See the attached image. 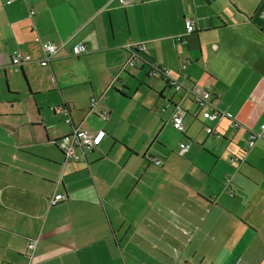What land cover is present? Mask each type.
I'll list each match as a JSON object with an SVG mask.
<instances>
[{"label": "crops", "instance_id": "crops-1", "mask_svg": "<svg viewBox=\"0 0 264 264\" xmlns=\"http://www.w3.org/2000/svg\"><path fill=\"white\" fill-rule=\"evenodd\" d=\"M8 1L0 264H264V0ZM48 40L59 48L42 65ZM77 44L90 51L73 56ZM16 50L25 59L13 66ZM149 62L182 88L149 76ZM197 88L211 101L197 102ZM214 109L239 125L203 117ZM67 118L105 135L64 162L55 142L70 134ZM251 132L262 136L249 145Z\"/></svg>", "mask_w": 264, "mask_h": 264}, {"label": "built area", "instance_id": "built-area-1", "mask_svg": "<svg viewBox=\"0 0 264 264\" xmlns=\"http://www.w3.org/2000/svg\"><path fill=\"white\" fill-rule=\"evenodd\" d=\"M119 1L121 3H125V0H119ZM8 2L10 3L12 2V0H9ZM185 25L188 33L195 31V23L192 19L187 18L185 20ZM42 47L44 50V58L40 62L42 65H47L51 63L54 55L58 51L59 44L55 43L54 41L48 40L42 43ZM139 47L141 48L142 46ZM89 51L90 48L87 44H77L72 48V55L80 56L83 54H87ZM24 59L25 56L20 51L16 50L11 54V64L13 66H17L21 64L24 61ZM135 60H136L135 57L131 58L130 63L134 65ZM143 60L146 61V58H144ZM147 73L149 76L160 75L169 85L174 87L176 90L182 88V84L179 81H177L175 78H172V76H170L169 71L166 68L157 66L156 64L149 62V69L147 70ZM193 93L195 95L197 102H199L200 104H204L205 102L211 101V98L213 96L212 92L207 89L197 88L195 91H193ZM96 102H98V100L96 98H92V105H94ZM58 107L60 111L63 110L62 106H58ZM101 115L104 118H108L109 112L107 110H103L101 112ZM220 116L228 117L230 119L231 128H235L239 125L238 121L232 115L229 114L227 115L226 113L220 112L217 109L203 112V117L210 120H213ZM66 122L72 125L70 134L65 138H61L56 141L58 148L63 152L64 162H68L69 160H79L81 158H85L87 152L98 147L104 138L105 135L104 129H99L93 133L80 127L79 125H74L70 118H67ZM172 124L174 128L179 130L180 132H183L185 130L183 117L182 114L180 113L175 112L173 114ZM261 127L264 128V124ZM205 132L208 134L216 133L215 129L212 126H206ZM261 136H262L261 133L251 132L249 145H252L255 139ZM179 146H180V153L181 154L186 153L190 149V141L181 142ZM239 159H240L239 156H234L231 158V163L235 164ZM154 162L156 164H161V161L159 159L154 158ZM63 199H64V194L59 193V194H55L50 201L51 204L54 205ZM37 243H38L37 238H30L28 240L27 255L31 256L33 254L34 250L37 247Z\"/></svg>", "mask_w": 264, "mask_h": 264}, {"label": "trees", "instance_id": "trees-1", "mask_svg": "<svg viewBox=\"0 0 264 264\" xmlns=\"http://www.w3.org/2000/svg\"><path fill=\"white\" fill-rule=\"evenodd\" d=\"M55 144L57 145V143L55 142ZM58 146V145H57Z\"/></svg>", "mask_w": 264, "mask_h": 264}]
</instances>
